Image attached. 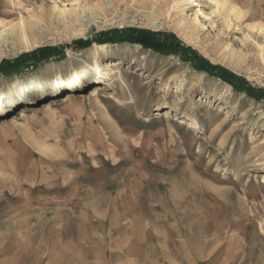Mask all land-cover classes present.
I'll list each match as a JSON object with an SVG mask.
<instances>
[{
  "label": "rangeland",
  "instance_id": "rangeland-1",
  "mask_svg": "<svg viewBox=\"0 0 264 264\" xmlns=\"http://www.w3.org/2000/svg\"><path fill=\"white\" fill-rule=\"evenodd\" d=\"M104 1L77 36L61 1L0 0V65L65 53L0 69V264H264L263 100L173 50L264 88V0H229L232 22L210 0Z\"/></svg>",
  "mask_w": 264,
  "mask_h": 264
},
{
  "label": "trees",
  "instance_id": "trees-1",
  "mask_svg": "<svg viewBox=\"0 0 264 264\" xmlns=\"http://www.w3.org/2000/svg\"><path fill=\"white\" fill-rule=\"evenodd\" d=\"M142 33L141 37H131L126 38L127 40H131L132 42H135L136 40L145 45L148 48H161V47H173V45H169L167 42H158V43H148V39L146 38V34L149 33L148 30L145 29H135V31ZM96 40V39H95ZM90 41L87 40H81L78 39L72 43L73 47H86L90 44ZM173 50L176 54H181L182 59L186 62L192 63V65L197 70H203L205 72H209L210 74L221 78L224 82H228L230 85H232L235 89L238 90H244L246 94H248L250 97L256 99V100H263L264 103V88L258 87L254 88L246 78L243 76H239L226 68L225 66L215 65L209 60H206L205 58H202L201 55L198 54L196 50H194L192 47H186L182 44H179L175 47H173ZM50 52H58L59 58L63 57L65 55L64 50H62V47H59L58 49L54 47H43V48H37L32 51H28L27 53H24L17 57L14 60H10L6 63H1L0 69L4 70V68H15L19 69L20 67L26 65L27 63H36V61H41L43 57H46V53ZM28 66V65H27Z\"/></svg>",
  "mask_w": 264,
  "mask_h": 264
},
{
  "label": "bare ground",
  "instance_id": "bare-ground-1",
  "mask_svg": "<svg viewBox=\"0 0 264 264\" xmlns=\"http://www.w3.org/2000/svg\"><path fill=\"white\" fill-rule=\"evenodd\" d=\"M57 1H61L64 5L63 8H59L56 7L55 10H58L57 14H58V18L59 20H63L65 28H67L69 31H72V34H76L77 36H81L84 35L85 33L83 32L84 30V18L82 19V17H80L81 15L78 14V11H103L105 9H107V5L106 2L104 0H98L96 2H92L91 4H84V2H82L81 0H57ZM166 0H163V2L165 3ZM211 3L214 5V13H216L217 15H219V17L221 16L222 18H228L231 20V22L233 20H237L239 21L241 18H243V16L245 15L244 12H242V9L240 7H238L236 4H232L229 2V0H210ZM155 5V4H154ZM165 9H163L162 7L158 9V12H164V14H166V16H169V12L170 9H167L166 7H164ZM73 16V17H72ZM226 21V20H225ZM229 22V20H228ZM226 24V23H225ZM38 25V24H37ZM36 25V26H37ZM78 25H83L82 28H78ZM230 25V24H229ZM7 24H5L3 21H0V41H5L7 40V37H3L4 33L7 31ZM18 26V25H17ZM17 26L15 28H17ZM36 26H33V23L31 21H22L21 24H19V30L21 32V39L24 40L25 42L28 41L29 37H28V33L27 30L29 28H34ZM4 27L5 29L1 30ZM11 27V26H10ZM172 27L175 30H178L179 32H181L180 29H178V25H173ZM78 28V29H77ZM9 30V29H8ZM14 33L11 32V35H13ZM93 47L97 48V49H102L106 46H108L107 44H100L97 41L92 43ZM259 49H258V56L259 58L264 61V44H259ZM98 68L100 69L101 66L97 65ZM193 67L190 66L189 69ZM196 72L200 75V74H206L205 71H197ZM190 73V72H189ZM199 77V76H198ZM229 85V84H227ZM230 86V85H229ZM190 87V85H189ZM192 90V87L189 89ZM178 103H176L174 106H170L168 108H164V112H159L157 111V114L160 115V113H163L165 115H171L174 114V112H176L178 110Z\"/></svg>",
  "mask_w": 264,
  "mask_h": 264
},
{
  "label": "crops",
  "instance_id": "crops-1",
  "mask_svg": "<svg viewBox=\"0 0 264 264\" xmlns=\"http://www.w3.org/2000/svg\"><path fill=\"white\" fill-rule=\"evenodd\" d=\"M169 239H167V238H164V239H162V238H158V241H157V245H159V247H164V246H169L170 244H169ZM111 245H113V243H110ZM156 245V244H155ZM156 245V246H157ZM95 250V253H96V255H97V252L98 253H102V251H101V249H100V247L97 249V248H95L94 249ZM167 252H170L169 251V249L167 250ZM146 251H144V248H142L139 252H138V255H139V257H141V259L142 258H144L145 256H146ZM106 259H107V257H106ZM95 260H97V258L95 259ZM184 264V263H183Z\"/></svg>",
  "mask_w": 264,
  "mask_h": 264
}]
</instances>
